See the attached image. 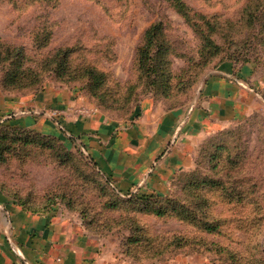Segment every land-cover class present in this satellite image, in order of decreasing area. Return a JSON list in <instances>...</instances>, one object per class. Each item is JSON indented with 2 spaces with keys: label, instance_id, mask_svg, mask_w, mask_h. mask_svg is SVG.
Instances as JSON below:
<instances>
[{
  "label": "rangeland",
  "instance_id": "rangeland-1",
  "mask_svg": "<svg viewBox=\"0 0 264 264\" xmlns=\"http://www.w3.org/2000/svg\"><path fill=\"white\" fill-rule=\"evenodd\" d=\"M179 1L186 15L175 0H0V111L14 118L10 98L39 115L0 126V184L35 213L66 217L67 231H57L64 246L78 234L92 246L102 238L115 255L105 259L264 264V0ZM157 23L143 48L145 30ZM220 71L251 90V111L196 141L168 191L143 206L112 192L85 149L48 129L56 108L32 105L56 92L80 99L63 111L130 121L147 106L187 107ZM89 218L134 225L111 223L100 233L101 225L85 224ZM131 234L138 241L126 253Z\"/></svg>",
  "mask_w": 264,
  "mask_h": 264
},
{
  "label": "crops",
  "instance_id": "crops-1",
  "mask_svg": "<svg viewBox=\"0 0 264 264\" xmlns=\"http://www.w3.org/2000/svg\"><path fill=\"white\" fill-rule=\"evenodd\" d=\"M243 84L233 73L220 71L205 79L197 99L187 107L161 112L147 106L139 118L124 122L112 121L101 112L63 111L80 100L70 95L60 98L56 92H45L31 101L37 109L59 107L66 112L57 115L66 128L52 116L48 129H59L85 149L121 195L166 193L172 177L188 162L196 141L249 114L253 93ZM5 99L15 119L5 120V111H0V122L15 120L19 125L27 119L18 115L27 113L25 101ZM62 225H69L66 217L46 218L24 210L0 189V264H127L109 260L115 255L101 244L102 238L92 246L89 236L78 234L64 246L57 237L58 230L61 234L62 229L67 231Z\"/></svg>",
  "mask_w": 264,
  "mask_h": 264
},
{
  "label": "trees",
  "instance_id": "trees-1",
  "mask_svg": "<svg viewBox=\"0 0 264 264\" xmlns=\"http://www.w3.org/2000/svg\"><path fill=\"white\" fill-rule=\"evenodd\" d=\"M179 11L182 12L183 15H186V11H185V6L182 2H180L179 0H175L174 2ZM160 31V24L157 23V24H152L150 27H148L146 30H145V44L143 45V48H147L148 45H150V43L152 42L153 38L158 34L157 32ZM142 51V50H141ZM142 60V58H141ZM94 78L96 79V75L94 76ZM98 79V78H97ZM59 124L60 123V120H58ZM0 126H5V121H1L0 122ZM64 127H66L64 125ZM53 139V138H51ZM30 141V140H28ZM91 157V156H90ZM92 158V157H91ZM4 160V157L0 154V161H3ZM97 172L99 173V176H101V178L103 179V181L106 183V186H108L112 192H114L115 194H119V191L117 190L116 186L114 185L112 179L107 176L106 174L105 175H102L101 172H99L97 170ZM0 189L4 190L6 195L8 197H10L14 202H16L17 204H19L24 210H27V211H30V212H33L35 213L36 211L34 210L33 206L29 205L26 201L22 200L21 198L17 197L14 192H16V190L14 191H10L8 187L4 186L3 184H0ZM126 195V198H131V199H135L137 205H144L145 204V201H147V199L149 198H153L155 196H159L157 193L155 192H133V193H126L124 194ZM128 201V200H127ZM86 214V213H85ZM98 219H93V218H89L88 220H86L85 224H92V225H96V223L98 225H101V227H98L100 230V233L103 231L104 232H108V227L110 226L111 223L113 224H118V225H127V224H133L134 225V222H129L126 218H121V220L119 221H112L110 222V220H106V221H103V222H96ZM140 223V222H138ZM143 230V229H141ZM136 241H138L136 235L132 236H127L126 238H124V249H125V252L128 253L130 247H133V245H135ZM143 245V251L146 253L148 251H150L148 248H144L145 247V244H142Z\"/></svg>",
  "mask_w": 264,
  "mask_h": 264
},
{
  "label": "built area",
  "instance_id": "built-area-1",
  "mask_svg": "<svg viewBox=\"0 0 264 264\" xmlns=\"http://www.w3.org/2000/svg\"><path fill=\"white\" fill-rule=\"evenodd\" d=\"M61 111H59L57 109L51 110V112H52L51 116H57V115H59L61 113ZM78 111H79L78 113H80V114H85V110L82 109V108L78 109Z\"/></svg>",
  "mask_w": 264,
  "mask_h": 264
}]
</instances>
